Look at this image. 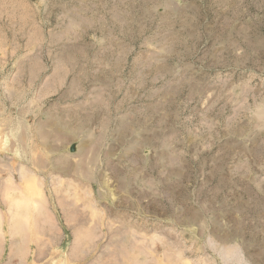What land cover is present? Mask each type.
Listing matches in <instances>:
<instances>
[{
    "label": "rangeland",
    "instance_id": "374dc122",
    "mask_svg": "<svg viewBox=\"0 0 264 264\" xmlns=\"http://www.w3.org/2000/svg\"><path fill=\"white\" fill-rule=\"evenodd\" d=\"M208 229L264 264V0H0V264H205Z\"/></svg>",
    "mask_w": 264,
    "mask_h": 264
},
{
    "label": "clouds",
    "instance_id": "9594fccd",
    "mask_svg": "<svg viewBox=\"0 0 264 264\" xmlns=\"http://www.w3.org/2000/svg\"><path fill=\"white\" fill-rule=\"evenodd\" d=\"M211 222L210 219L209 223ZM201 246L205 264H251L241 240L237 237L222 238L208 229L201 239Z\"/></svg>",
    "mask_w": 264,
    "mask_h": 264
}]
</instances>
